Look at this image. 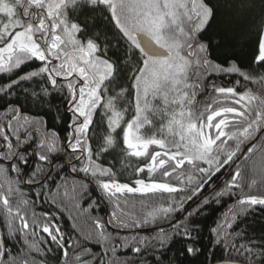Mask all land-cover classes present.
Returning <instances> with one entry per match:
<instances>
[{
    "label": "trees",
    "instance_id": "trees-1",
    "mask_svg": "<svg viewBox=\"0 0 264 264\" xmlns=\"http://www.w3.org/2000/svg\"><path fill=\"white\" fill-rule=\"evenodd\" d=\"M30 9L52 18V32L72 33L75 40L95 46L101 60L112 67L87 120L91 146L86 175L94 183H114L121 191L132 189L141 178L138 170L150 156L131 153L124 138L135 107L133 88L142 99L143 85H148L149 112L144 118L148 123L138 134L150 146L162 141V152L180 160L185 179L195 176L199 190L225 160L234 164L215 190L179 219L178 214L153 212L157 200L108 197L110 223L125 232H99L91 220L101 218L104 208L98 213L92 188L70 178L61 162L44 185L24 188L21 180L31 157L22 153L11 165L0 163L1 238L13 245L16 237L9 225L53 222L63 228L55 238L73 242L67 255H84V264H264V59L257 58L264 0H0V48L9 49L1 66L14 63L9 56L18 38L31 32L26 27L30 22L23 19ZM136 31L170 52V59L162 61L168 65L164 72L156 66L161 61H141ZM29 63L0 72V129L13 130L2 136L6 146L0 157L11 160L26 140V147L50 162L65 153V144L73 138L69 128L76 119L65 112V92L52 89L45 77L33 76ZM227 96L241 100H223ZM215 109L228 119L221 137L208 126L207 116ZM33 128L49 129V158L47 141L40 146L38 134L27 138L14 132ZM43 137L47 139L46 134ZM48 169V162L36 160L27 180L42 179ZM186 169H195L196 174ZM55 176L67 177L52 180ZM207 190L206 186L197 196ZM245 197L261 202L248 203ZM49 208L54 209L52 220ZM165 216L177 220L158 228L168 221ZM34 238L38 237L30 239ZM12 245L6 243L0 264H29L15 262L17 249ZM1 248L0 244V256ZM36 251V256H45L41 260L45 263L34 264L54 263L46 258V248Z\"/></svg>",
    "mask_w": 264,
    "mask_h": 264
},
{
    "label": "flooded vegetation",
    "instance_id": "flooded-vegetation-1",
    "mask_svg": "<svg viewBox=\"0 0 264 264\" xmlns=\"http://www.w3.org/2000/svg\"><path fill=\"white\" fill-rule=\"evenodd\" d=\"M23 19L26 22H30V24L26 27H29L31 32L29 33V35H25V38H22V36L21 38H18L17 44L12 50L13 53L11 56H9L10 60H13L14 63H11L10 66H1L2 64H0V72H5L4 68H11L13 69L12 72L19 70L26 65L24 63H29L32 61V63H29L30 65H28V67L33 68V76L41 75L42 77L46 78L52 89H62L66 95L67 104L65 106V112L68 115H71L73 119H76V121H74L69 128V132H72L73 138L65 144V153H62L61 155L55 157L50 162L46 161L45 158H41L39 155H37L34 148L26 147V140H22L21 146L16 151L13 158L19 151L21 152L17 156V158L22 153H25L31 157V163L21 180V184L24 188L34 189L44 185L47 179L50 180V175L54 167L61 162L66 166L67 172L71 174V176H69L70 178L87 183V185L92 188V190L94 191V196L96 198L95 201L99 203V205L97 206L98 213L101 212L102 207L104 208V213L101 218L99 217L91 220L93 228L99 232H125L124 230L116 229V227H114L110 223L111 213H109L106 201L108 197H112L115 201L118 196L132 197L134 195H138L143 196L144 199L157 200L159 201V205L156 209H154L153 212H156V210L159 209V212L164 214H178L179 217L177 219H179L199 201V198L210 194L228 176V174L231 173V169L234 163H232V165H229V161L225 160L224 165L221 168L214 171L211 170L212 173L209 175V179L211 181L217 180V177L220 174V170L224 166H226L222 178H220L213 187L210 186L211 181H209L207 185L206 183H201L198 190L195 176L192 177V175H190L191 177H189L188 180L185 179V175L181 170L180 160H175L173 158L169 159L162 152L164 151L162 150L164 149V143L162 141H158L157 146L155 144H153V146H150V141L142 139L143 137H141L138 133H141V131H143V129L146 127L148 122L144 120V118H147L149 112L146 103L148 85H143L144 88L141 89V92L144 93L145 96H143L142 99H140V96L138 97V90L135 89V87L133 88V101L135 102V107L133 106L134 112L131 119V129L128 128L125 130V136L126 133L129 132V137L132 144H141L143 142L147 143L146 149L141 153H136L135 149L130 148V146L126 143L128 148L132 151L131 153H136L139 155L142 154L146 158L150 156V158L145 159L141 169L138 170V173H142L141 178L136 181L135 186L132 189L122 188L121 191L118 190L120 187L114 183H101V180L99 181V184L94 183V181L86 175L87 169L89 167V152L91 146L87 138V120L94 114L96 104L99 101L98 96L100 94V88L102 87V85L100 84L102 82H105L106 78L109 77L112 72V67L111 65H108L110 72L107 76L97 75L99 76L97 77L94 72H101L100 68H103L104 62L101 60L100 56H98L95 46L90 47L89 44L87 46L85 41L75 40L76 35L72 33L56 34L52 32V28L54 27V25L52 24V18L49 19V16H39L38 12L34 11V9H30L27 12V15L23 16ZM134 34L135 33H133V35ZM0 35H2V33H0ZM63 36H66V39H63ZM68 37L77 42H71ZM138 49L141 53V61L142 58L145 60H149L139 47ZM7 50L8 49H6V46L0 48V58L4 57ZM6 58L7 57L2 58L0 62H5ZM163 60L165 59L152 61L158 62ZM143 65H146V63L144 64V60ZM228 93L229 91L225 93L223 92V94L227 95ZM140 100L141 102H139ZM223 100L237 102L241 99L236 97L231 98L230 96H227V98ZM209 108H211V106H209ZM17 112L19 114V108H17ZM223 113L224 112H222L220 109H215L211 111L207 116L208 126L216 132L217 137L222 136V132L226 125L225 122L228 121L227 118L225 119V117L222 116ZM214 114H217V116L212 118ZM225 114L227 113L225 112ZM12 131L13 130L3 128L0 129V155L2 154L6 146L2 136ZM263 131L264 130L262 129L261 132ZM14 132L22 135L24 134L27 138L30 135L36 136L38 134L41 139L40 146L44 145L47 141L49 158V129L45 130L44 132L37 128L14 129ZM261 132L259 134H261ZM43 134L47 135V139L43 137ZM136 134L137 137H135ZM72 141L74 142L71 143ZM245 150L246 147L243 152ZM38 159H40L42 162H48L49 164V169L45 176L52 168L50 175L42 183L40 182L45 178V176L42 179L34 182L27 180V177L34 166L35 161ZM0 160V163L11 161H5L1 159V157ZM53 163L54 165L52 166ZM74 168L76 169V171L73 172L72 170ZM27 171L29 172L24 179ZM185 171L189 172V174H196L195 169H186L184 170V172ZM65 177L67 176H55L51 179L59 181ZM206 186L208 190L198 197V193L203 192L206 189ZM245 199L248 203L253 204L261 202L260 200L252 197H245ZM84 203L86 204V201ZM51 216H54L53 208H49L50 220L53 219ZM177 219L170 221L165 216L164 220L168 221L160 225L158 228H165L174 223ZM8 228L9 230H14V232L12 233H14L16 239L12 245V241L11 243L5 242L0 236V244L2 246L0 260L2 259L4 251H6L5 246L7 243V245L10 244L12 245V247L14 246L17 249L16 251H14V253L17 254L14 257L15 262L34 264L41 261L42 259H45V256H36V248L40 247L46 248L48 250L49 255L46 256V258L49 257L51 261L55 260L54 263L51 264H84V255H67V248H70L73 242L69 241L68 239L64 240L55 238L56 233L61 234L59 232V229H63L61 224H54L53 222H51L49 225H45L25 224L20 222L15 225H9ZM33 236L38 238L30 239L33 238ZM23 237H28V239H25ZM81 249L84 250L83 248ZM31 253L33 254V256H28ZM41 262L45 263L43 261Z\"/></svg>",
    "mask_w": 264,
    "mask_h": 264
},
{
    "label": "water",
    "instance_id": "water-1",
    "mask_svg": "<svg viewBox=\"0 0 264 264\" xmlns=\"http://www.w3.org/2000/svg\"><path fill=\"white\" fill-rule=\"evenodd\" d=\"M134 35H135V38H136V41H137V44H138L140 50L144 53V55L147 57V59H149V60H160V59H169L170 58V53L167 50H165L164 48H162L161 46H159L157 43H155V41L152 38H150L148 35L141 33V32H135ZM216 116H217V114H214L212 116V118H214ZM263 130H264V128H263ZM259 135L257 136V138L259 137ZM125 141L130 146V148L135 149L136 153L143 152L147 147L146 142H143L141 144H132L130 141L129 132L126 133ZM20 152L21 151L17 152V154L15 155V157L11 161H8V162L2 161V162L5 164H12L16 160V158L20 154ZM54 163L52 164V166L54 165ZM32 165H33V163H32ZM51 170H52V168L50 169L48 174L45 176V178L40 183H42L45 179L48 178V176L51 173ZM28 172L29 171H27V173L25 174L24 179L26 178ZM214 264H242V263L235 262V261H221V262L214 263Z\"/></svg>",
    "mask_w": 264,
    "mask_h": 264
},
{
    "label": "rangeland",
    "instance_id": "rangeland-1",
    "mask_svg": "<svg viewBox=\"0 0 264 264\" xmlns=\"http://www.w3.org/2000/svg\"><path fill=\"white\" fill-rule=\"evenodd\" d=\"M136 32H138V31H136ZM135 33V32H134ZM156 43V42H155ZM158 44V43H157ZM158 45H160V44H158ZM161 46V45H160ZM161 47H163V46H161ZM165 50H167L165 47H163ZM9 50V49H8ZM168 51V50H167ZM169 52V51H168ZM170 53V52H169ZM258 60H263L264 59V27H263V30H262V36H261V41H260V45H259V52H258ZM156 66H157V68H159V69H161L162 70V72H164L165 71V69L167 68V64L165 63V62H158V64H156ZM100 71L101 72H94L95 74H96V76L97 75H99V76H107L108 74H109V72H110V69H109V66H108V64L107 63H103V68L101 67L100 68ZM99 76H97V77H99ZM102 78V77H101ZM100 78V79H101ZM140 102V101H139ZM140 113V112H139ZM135 137H137V134H136V136Z\"/></svg>",
    "mask_w": 264,
    "mask_h": 264
},
{
    "label": "bare ground",
    "instance_id": "bare-ground-1",
    "mask_svg": "<svg viewBox=\"0 0 264 264\" xmlns=\"http://www.w3.org/2000/svg\"><path fill=\"white\" fill-rule=\"evenodd\" d=\"M137 42V41H136ZM138 46V45H137ZM160 46V45H159ZM139 47V46H138ZM163 48V47H162Z\"/></svg>",
    "mask_w": 264,
    "mask_h": 264
}]
</instances>
